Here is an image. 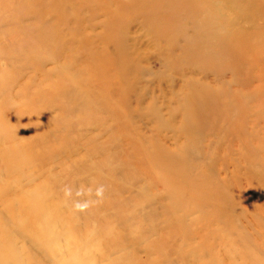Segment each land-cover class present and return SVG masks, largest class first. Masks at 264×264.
I'll return each mask as SVG.
<instances>
[{
	"label": "rangeland",
	"instance_id": "obj_1",
	"mask_svg": "<svg viewBox=\"0 0 264 264\" xmlns=\"http://www.w3.org/2000/svg\"><path fill=\"white\" fill-rule=\"evenodd\" d=\"M0 264H264V0H0Z\"/></svg>",
	"mask_w": 264,
	"mask_h": 264
},
{
	"label": "bare ground",
	"instance_id": "obj_2",
	"mask_svg": "<svg viewBox=\"0 0 264 264\" xmlns=\"http://www.w3.org/2000/svg\"><path fill=\"white\" fill-rule=\"evenodd\" d=\"M49 239V238H48ZM42 243V242H41ZM40 243V244H41ZM49 244V241H46L45 244H42L43 246H47Z\"/></svg>",
	"mask_w": 264,
	"mask_h": 264
}]
</instances>
